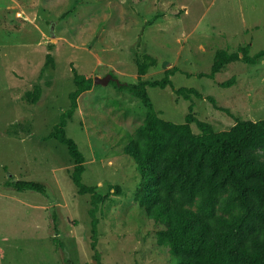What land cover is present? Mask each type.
<instances>
[{
	"label": "rangeland",
	"instance_id": "obj_1",
	"mask_svg": "<svg viewBox=\"0 0 264 264\" xmlns=\"http://www.w3.org/2000/svg\"><path fill=\"white\" fill-rule=\"evenodd\" d=\"M247 44L250 54L264 47V0H0V264H170L156 240L162 225L134 199L140 172L124 146L148 111L182 122L190 100L169 86L148 87L144 103L110 80L136 81V54L150 53L157 62L145 78L179 67L174 86L203 94L192 99L196 117L228 129L236 119L264 118V57L229 62L213 78L197 74L210 71L218 48ZM48 51L54 68L45 65ZM73 66L93 79L66 131L85 155L82 180L105 196L97 255L90 196L77 192L67 146L48 136L70 104ZM108 74L107 83L94 82ZM232 75L231 85L220 84ZM39 82L41 97L27 104ZM250 154L264 161V145ZM15 178L40 180L47 194L3 184Z\"/></svg>",
	"mask_w": 264,
	"mask_h": 264
},
{
	"label": "trees",
	"instance_id": "obj_2",
	"mask_svg": "<svg viewBox=\"0 0 264 264\" xmlns=\"http://www.w3.org/2000/svg\"><path fill=\"white\" fill-rule=\"evenodd\" d=\"M263 57L264 47L252 54L248 44L234 52L218 48L210 71L197 75L213 78L229 62L241 59L254 64ZM135 60L136 81L110 82L144 103L150 101L148 87L169 86L178 96L190 100L182 122L148 111L124 146V152L132 156L140 172L134 199L148 218L162 225L156 231V240L168 247L170 264H264V161L250 154L264 145V118L236 119L230 128L216 130L194 114L192 99L202 98L203 94L193 86H174L172 75L181 71L179 67L166 68L159 78H145L144 74L157 59L144 52L137 53ZM45 65L55 66L51 51L46 53ZM72 71L74 88L68 94L70 104L48 136L67 146L74 160L71 177L77 192L90 196L91 246L97 255L96 213L105 196L96 184L82 180L85 155L66 131L67 121L78 107L79 95L91 88L93 79L74 66ZM234 78L232 75L220 84L229 86ZM42 88L37 83L26 91L24 101L37 102ZM207 98L215 108L231 113L212 95ZM193 123L199 132H194ZM3 184L16 190L47 194V186L40 180L15 178Z\"/></svg>",
	"mask_w": 264,
	"mask_h": 264
},
{
	"label": "water",
	"instance_id": "obj_3",
	"mask_svg": "<svg viewBox=\"0 0 264 264\" xmlns=\"http://www.w3.org/2000/svg\"><path fill=\"white\" fill-rule=\"evenodd\" d=\"M113 78V76L111 74L105 75L103 77L100 76H95L94 78V82L95 83H107L109 81V79Z\"/></svg>",
	"mask_w": 264,
	"mask_h": 264
}]
</instances>
